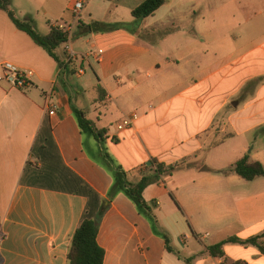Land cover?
<instances>
[{"label":"crops","instance_id":"1","mask_svg":"<svg viewBox=\"0 0 264 264\" xmlns=\"http://www.w3.org/2000/svg\"><path fill=\"white\" fill-rule=\"evenodd\" d=\"M9 1L36 32L39 17L47 23L43 36L73 22L76 0ZM82 1L78 23L126 29L78 37L75 28L55 51L62 68L0 11V77L3 63L33 73L25 90L0 81V264H66L84 217L98 220L103 264H264L250 245L226 244L218 257L207 250L264 232V177L223 174L244 156L264 167V0H165L142 22L131 11L146 0ZM162 12L159 22H171L174 37L190 36L163 56L128 27L147 28ZM218 28L231 32L213 39ZM73 109L103 131L99 141L89 136L96 156ZM132 113L133 127L117 131ZM102 154L131 184L153 176V162L184 163L142 192L157 233L123 194L108 201L112 177Z\"/></svg>","mask_w":264,"mask_h":264},{"label":"trees","instance_id":"2","mask_svg":"<svg viewBox=\"0 0 264 264\" xmlns=\"http://www.w3.org/2000/svg\"><path fill=\"white\" fill-rule=\"evenodd\" d=\"M164 3L165 0H146L131 11V16L134 20H144L152 16L162 5H164ZM0 11L5 13L8 20L18 31L24 33L36 46L45 51L46 54L58 64L59 68L64 66L55 51L60 46L68 43L67 34L65 32L50 26L49 33L47 35L43 36L38 34L31 19L20 20L15 17L13 11L10 9L9 0H0ZM111 29H126V25L116 24L107 28L104 24L98 22H94L89 25L78 23L75 35L78 37L87 36L92 33L109 31ZM72 112L82 134L93 137L96 141H99L102 138L103 131L96 130L93 123L86 119L80 110L73 109ZM100 157L102 164L108 169L112 177V185L107 194L108 201L112 200L118 194H123L133 203L137 212L149 222L152 231L157 233L156 218L152 209L143 200L142 192L147 185L155 182L157 177L171 176L175 171L183 167L184 163L182 162L176 166L166 167L162 164L153 162L152 164L155 168L154 175L151 177H142L137 184H131L126 180V175L122 169L118 166H114L112 160L107 154H102ZM194 166V164H186V167ZM227 173H233L241 179L250 182L256 178L264 177V167L258 162H249L248 157L244 156L223 172V174ZM103 211L104 209L101 210V213H103ZM97 231V219L84 217L81 220L80 224L70 238L66 264H103L104 251L96 242ZM161 236L167 246L168 238L163 234ZM3 238L4 236L0 232V241L3 240ZM263 238L264 232L259 236L249 238L245 241H241L236 237H229L216 245L208 247L207 250L212 257H218L222 254L221 249L224 245L240 244L254 246L264 254V245L261 241ZM167 250L170 249L167 248Z\"/></svg>","mask_w":264,"mask_h":264},{"label":"rangeland","instance_id":"3","mask_svg":"<svg viewBox=\"0 0 264 264\" xmlns=\"http://www.w3.org/2000/svg\"><path fill=\"white\" fill-rule=\"evenodd\" d=\"M10 9L12 10L11 6ZM13 11V10H12ZM14 15L17 19H21L19 16L18 12H14ZM164 12L162 13H158L156 14L155 19H148V22L145 24V26L147 28H144L143 25H133V26H128L130 30H133L139 37H141L142 39H144L145 41H147V43H149L153 49L154 54L156 55H166V54H170L173 52V49L175 47V45L178 43V40L180 41V39H185V38H189L190 36L188 34H181V35H177V37H174V26L171 22H167L165 20H162V22H159V18L161 15H163ZM167 16H172V12H168L166 13ZM4 16V15H3ZM5 20H8L5 16H4ZM143 20H140V22H142ZM10 21L8 20V23ZM60 24H64L63 22H59ZM37 33H39L38 31H43V29L48 28L47 23H45V21H43V19L41 17L38 18V24H37ZM36 30V28H35ZM228 32H231V30H227V29H216L213 32V39H215L216 33H218V35H221L223 33V35L228 34ZM40 34V33H39ZM227 41H232L234 39H231L230 37L227 36V38L225 39ZM73 49V48H72ZM74 49L76 51H81L80 48L77 45H74ZM60 50L57 51V53ZM74 51V50H72ZM75 52V51H74ZM76 53V52H75ZM172 68L174 69V66L172 65L168 70L171 71ZM85 142L87 144V149L88 144H89V136L85 135ZM89 152L96 156V154L92 151V149H88ZM101 163V157H99L98 159ZM166 178V176H164Z\"/></svg>","mask_w":264,"mask_h":264},{"label":"built area","instance_id":"4","mask_svg":"<svg viewBox=\"0 0 264 264\" xmlns=\"http://www.w3.org/2000/svg\"><path fill=\"white\" fill-rule=\"evenodd\" d=\"M84 1L82 0H76L73 2L71 10L73 13V22L69 23L67 25L64 24H58L55 26L60 31H63L67 34L68 41L71 39L74 29L76 28V25L78 23V18L80 16V12L84 8ZM67 59L70 61L76 57L74 53L67 54ZM2 69V76L0 77V81L4 80L11 88L18 89V90H25L32 86V71L29 70H20L17 67L13 66L9 63H3L1 64ZM78 75L83 74V69L79 68L77 70ZM52 91L47 94L46 97V103L52 108V110L49 112V115L54 114L55 105L52 100ZM137 119V114L132 113L126 117H124L122 120H120L116 125L115 128L117 131L122 132L126 129H130L133 127V124L135 120Z\"/></svg>","mask_w":264,"mask_h":264}]
</instances>
